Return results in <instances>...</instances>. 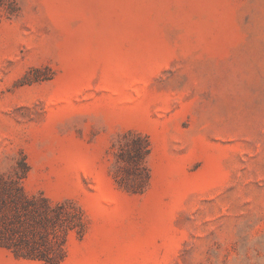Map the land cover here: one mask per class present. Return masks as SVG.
<instances>
[{
	"label": "rangeland",
	"instance_id": "rangeland-1",
	"mask_svg": "<svg viewBox=\"0 0 264 264\" xmlns=\"http://www.w3.org/2000/svg\"><path fill=\"white\" fill-rule=\"evenodd\" d=\"M129 132L139 194L115 180ZM20 185L83 210L60 264H264V0H0V186Z\"/></svg>",
	"mask_w": 264,
	"mask_h": 264
},
{
	"label": "trees",
	"instance_id": "trees-1",
	"mask_svg": "<svg viewBox=\"0 0 264 264\" xmlns=\"http://www.w3.org/2000/svg\"><path fill=\"white\" fill-rule=\"evenodd\" d=\"M149 137L124 135L116 155L115 180L120 188L143 193L151 181ZM83 237V210L72 201L53 203L43 193L29 194L25 186H0V247L16 257L60 264L68 255L70 235Z\"/></svg>",
	"mask_w": 264,
	"mask_h": 264
}]
</instances>
